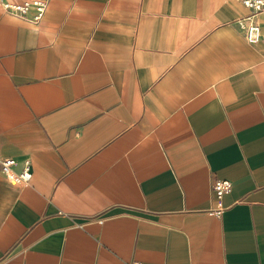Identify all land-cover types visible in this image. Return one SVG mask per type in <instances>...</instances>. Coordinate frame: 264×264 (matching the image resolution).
I'll list each match as a JSON object with an SVG mask.
<instances>
[{
	"label": "crops",
	"instance_id": "crops-1",
	"mask_svg": "<svg viewBox=\"0 0 264 264\" xmlns=\"http://www.w3.org/2000/svg\"><path fill=\"white\" fill-rule=\"evenodd\" d=\"M250 12L49 0L32 21L0 2V155L33 163L29 182L0 169V264H264V39L235 22Z\"/></svg>",
	"mask_w": 264,
	"mask_h": 264
},
{
	"label": "built area",
	"instance_id": "built-area-1",
	"mask_svg": "<svg viewBox=\"0 0 264 264\" xmlns=\"http://www.w3.org/2000/svg\"><path fill=\"white\" fill-rule=\"evenodd\" d=\"M251 12L243 17L235 19L236 24L244 33L247 40L250 42L264 39V29L257 22V16L264 13V0H239ZM5 9L9 12L25 16L32 21H38L46 8L48 7L49 0H23L21 2H10L0 0ZM18 160L14 157H7L0 155V169L6 174L15 173L20 182H29L33 175V163L30 157L22 160L20 169H16ZM233 187V182L229 179L218 178L213 182L214 201L218 204L213 210L215 213L222 211L221 205L223 195L230 191Z\"/></svg>",
	"mask_w": 264,
	"mask_h": 264
}]
</instances>
